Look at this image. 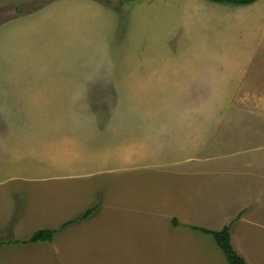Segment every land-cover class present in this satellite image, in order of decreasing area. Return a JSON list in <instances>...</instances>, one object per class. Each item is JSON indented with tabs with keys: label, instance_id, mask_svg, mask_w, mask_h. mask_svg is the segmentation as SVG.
<instances>
[{
	"label": "rangeland",
	"instance_id": "374dc122",
	"mask_svg": "<svg viewBox=\"0 0 264 264\" xmlns=\"http://www.w3.org/2000/svg\"><path fill=\"white\" fill-rule=\"evenodd\" d=\"M231 223L264 264V0H0V264H229Z\"/></svg>",
	"mask_w": 264,
	"mask_h": 264
},
{
	"label": "trees",
	"instance_id": "16d2710c",
	"mask_svg": "<svg viewBox=\"0 0 264 264\" xmlns=\"http://www.w3.org/2000/svg\"><path fill=\"white\" fill-rule=\"evenodd\" d=\"M217 3H229L234 5H250L257 0H210ZM95 210V206L87 209L84 214L81 216V219L89 217L93 211ZM77 219L69 220L63 223L62 228L65 226L75 222ZM174 224H176V220H173ZM231 226L232 223L226 226H223L219 230H212L199 226H191V228L195 231H199L201 233L212 236L215 243L219 247V249L224 254L227 262L229 264H249L245 257H243L233 246L231 241ZM57 229L43 228L35 231L28 239L26 240H9V243H38V242H51L54 238ZM5 242L0 240V248L3 246Z\"/></svg>",
	"mask_w": 264,
	"mask_h": 264
},
{
	"label": "crops",
	"instance_id": "0c3cea01",
	"mask_svg": "<svg viewBox=\"0 0 264 264\" xmlns=\"http://www.w3.org/2000/svg\"><path fill=\"white\" fill-rule=\"evenodd\" d=\"M7 220V219H6ZM9 245H11V244H9Z\"/></svg>",
	"mask_w": 264,
	"mask_h": 264
}]
</instances>
